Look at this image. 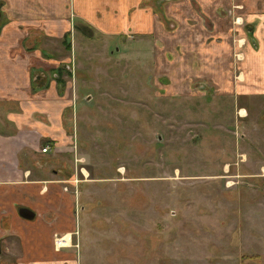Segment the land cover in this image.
Instances as JSON below:
<instances>
[{
  "label": "rangeland",
  "instance_id": "obj_1",
  "mask_svg": "<svg viewBox=\"0 0 264 264\" xmlns=\"http://www.w3.org/2000/svg\"><path fill=\"white\" fill-rule=\"evenodd\" d=\"M89 1H67L63 21L44 6L9 21L0 4L11 40L44 53L34 66L70 68L58 79L71 147L37 158L72 193L73 231L56 248L75 264H264V95L242 93L228 37L214 33L231 4H140L139 38L113 21L117 0H96L100 12Z\"/></svg>",
  "mask_w": 264,
  "mask_h": 264
},
{
  "label": "crops",
  "instance_id": "obj_2",
  "mask_svg": "<svg viewBox=\"0 0 264 264\" xmlns=\"http://www.w3.org/2000/svg\"><path fill=\"white\" fill-rule=\"evenodd\" d=\"M67 1L75 0H0V4L11 15L9 21L13 16L21 22L33 19L36 14L32 9L37 6L46 7V12L40 14H47L43 19L63 21L62 6ZM142 1L117 0L118 17L113 21L119 19V25L125 21L135 30L136 23L147 17L144 10L150 9L138 10L136 6ZM221 1L203 0L204 6L213 7ZM233 2L224 0L220 5L232 6ZM242 2L238 21L244 23L246 33L234 38L230 16L213 18L214 33L216 37H228L227 49L239 66L235 82L242 93L264 95V0ZM78 3L83 4L82 0ZM178 3L185 6L184 0ZM89 4L97 12L96 0ZM216 8L212 10L215 14ZM11 32L0 25V264H75L74 254L64 248L58 250L53 243L55 235L73 231L72 193L63 184L67 180L50 176L48 167L37 161L47 152L41 151L44 146H48L51 156L71 147L72 139L62 124L64 110L71 105L61 93L66 82L56 78L55 71L60 67L52 57L48 58L52 66H34L32 60L44 59V53L35 46L25 48L24 36L19 41L11 40ZM38 68L53 77L33 76L32 71ZM20 208L30 210L32 218L21 217Z\"/></svg>",
  "mask_w": 264,
  "mask_h": 264
},
{
  "label": "flooded vegetation",
  "instance_id": "obj_3",
  "mask_svg": "<svg viewBox=\"0 0 264 264\" xmlns=\"http://www.w3.org/2000/svg\"><path fill=\"white\" fill-rule=\"evenodd\" d=\"M153 1H154V0H146V1L144 0V1H142V3H140V4H143L144 6H149L151 3H153ZM181 1H182V0H181ZM181 1L178 0V2H181ZM241 7H242V6H236V8H238V9H240ZM232 12H233V11H232V6H231L230 9H228V11H227V13H226V14L228 15V17L232 15ZM238 20H239V19H237L235 23L241 25V24L239 23L240 21H238ZM85 26H86V25H85ZM243 26H244V25H243ZM86 27H87V26H86ZM127 31H133V32H131V33H132V34H135V35L138 36L139 38H140V37H146L145 35H149V32H148V31H144V32H143V31H141V30H138L137 28H136L135 30L130 29V30H127ZM245 31H247V30L245 29ZM120 33H124V32H120ZM132 37H133V36H132ZM65 43H69L68 39L65 40ZM66 47L68 48V46H66ZM58 66L60 67V69H59L60 71H61V68H63V67L65 68V67H66V65H60V64H59ZM66 68H67V69H66ZM66 68H65V69H66V72H67V73H70V68H68V67H66ZM59 70H58V71H57V70L55 71L56 78H59V73H60ZM64 71H65V70H64ZM262 95H263V94H262ZM47 148H48V146H47ZM47 150H49V148H48ZM65 236H66V235H63V237H61V238H56V239H61V241H64L63 238H64ZM54 237H56V235H55ZM56 239L53 238V243L55 244L56 247H57V246H63V245H65V244H64L65 241H64L62 244L57 245V244L55 243V240H56Z\"/></svg>",
  "mask_w": 264,
  "mask_h": 264
},
{
  "label": "water",
  "instance_id": "obj_4",
  "mask_svg": "<svg viewBox=\"0 0 264 264\" xmlns=\"http://www.w3.org/2000/svg\"><path fill=\"white\" fill-rule=\"evenodd\" d=\"M18 213L21 217L26 218V219H31L33 216V213L26 208H20Z\"/></svg>",
  "mask_w": 264,
  "mask_h": 264
},
{
  "label": "built area",
  "instance_id": "obj_5",
  "mask_svg": "<svg viewBox=\"0 0 264 264\" xmlns=\"http://www.w3.org/2000/svg\"><path fill=\"white\" fill-rule=\"evenodd\" d=\"M47 149H48L47 146H44V147L41 148V151H42V152H46ZM57 240L61 241V239H56V240H55V243H56ZM56 244H57V243H56ZM57 245H59V244H57Z\"/></svg>",
  "mask_w": 264,
  "mask_h": 264
},
{
  "label": "bare ground",
  "instance_id": "obj_6",
  "mask_svg": "<svg viewBox=\"0 0 264 264\" xmlns=\"http://www.w3.org/2000/svg\"><path fill=\"white\" fill-rule=\"evenodd\" d=\"M64 238H65V237H64ZM64 238H63V239H64ZM66 240H67V237L64 239L65 242H64V241H59V240H57L56 243L60 245V244H62V243L64 242V244H66Z\"/></svg>",
  "mask_w": 264,
  "mask_h": 264
}]
</instances>
